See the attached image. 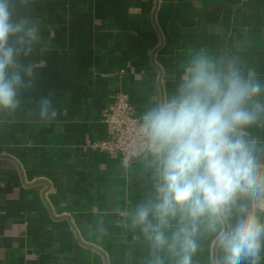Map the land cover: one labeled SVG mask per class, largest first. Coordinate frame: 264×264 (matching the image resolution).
<instances>
[{"label": "crops", "instance_id": "crops-1", "mask_svg": "<svg viewBox=\"0 0 264 264\" xmlns=\"http://www.w3.org/2000/svg\"><path fill=\"white\" fill-rule=\"evenodd\" d=\"M22 14L37 28L20 57L34 87L14 113L0 110V264H150L132 216L157 199L158 162L149 148L129 160L93 149L108 135L102 113L122 89L143 119L177 96L198 55L264 86V0H30ZM41 96L55 118L39 117ZM241 131L264 163V112ZM238 202L264 222V196ZM235 220L234 208L215 230L199 223L192 264H221L217 237Z\"/></svg>", "mask_w": 264, "mask_h": 264}, {"label": "clouds", "instance_id": "clouds-1", "mask_svg": "<svg viewBox=\"0 0 264 264\" xmlns=\"http://www.w3.org/2000/svg\"><path fill=\"white\" fill-rule=\"evenodd\" d=\"M29 2L0 0V110L9 113L20 107L22 93L34 87L33 65L20 61L31 53L37 37V28L22 14ZM262 90L264 86L243 79L231 63L217 68L198 55L177 96L144 114L141 131L158 162V196L135 209L132 227H139L151 242L155 259L150 264H165L160 253L174 264H192L199 223L206 218L215 230L234 208V225L217 237L224 253L221 264H258L264 222L238 201L264 196V163L256 155L257 142L245 139L241 131L264 112L260 104L246 106ZM33 103L41 119L58 115L51 96Z\"/></svg>", "mask_w": 264, "mask_h": 264}, {"label": "built area", "instance_id": "built-area-1", "mask_svg": "<svg viewBox=\"0 0 264 264\" xmlns=\"http://www.w3.org/2000/svg\"><path fill=\"white\" fill-rule=\"evenodd\" d=\"M129 93L119 89L111 104L104 109L102 121L108 135L91 142L93 149L119 154L124 160L138 156L148 147L141 131L143 119L136 114Z\"/></svg>", "mask_w": 264, "mask_h": 264}]
</instances>
